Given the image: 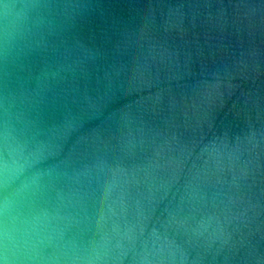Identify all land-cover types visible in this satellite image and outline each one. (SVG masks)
Instances as JSON below:
<instances>
[{
  "label": "water",
  "instance_id": "95a60500",
  "mask_svg": "<svg viewBox=\"0 0 264 264\" xmlns=\"http://www.w3.org/2000/svg\"><path fill=\"white\" fill-rule=\"evenodd\" d=\"M0 264H264V0H0Z\"/></svg>",
  "mask_w": 264,
  "mask_h": 264
}]
</instances>
